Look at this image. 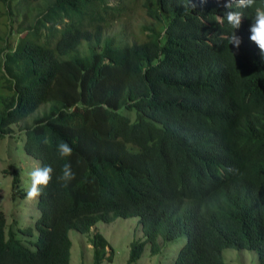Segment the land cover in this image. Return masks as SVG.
<instances>
[{"label":"trees","instance_id":"trees-1","mask_svg":"<svg viewBox=\"0 0 264 264\" xmlns=\"http://www.w3.org/2000/svg\"><path fill=\"white\" fill-rule=\"evenodd\" d=\"M1 1L8 29L19 17L14 44L0 45V136L17 122L25 152L54 172L33 225L17 227L27 240L0 208V264H68V228L116 215H137L142 228L129 260L146 241L157 251L159 233L182 232L166 264H228L227 245L254 248L264 264V56L250 40L264 0L231 9L244 14L239 48L215 21L225 0H39L30 18L33 0ZM135 8L150 18L142 37L109 28ZM60 142L71 157H59ZM90 242L96 260L108 241L95 229Z\"/></svg>","mask_w":264,"mask_h":264},{"label":"rangeland","instance_id":"rangeland-1","mask_svg":"<svg viewBox=\"0 0 264 264\" xmlns=\"http://www.w3.org/2000/svg\"><path fill=\"white\" fill-rule=\"evenodd\" d=\"M39 0H33L29 4V18L34 14V5ZM11 26L8 29L5 6L0 0V45L7 42L14 44L18 35L16 31L19 15H11ZM150 18L139 8H135L123 17L122 20L113 21L109 28L116 30L123 23L128 37H142L141 28ZM9 93L0 71V106L4 94ZM46 103H41L26 115V121L30 123L32 118L42 112ZM10 132L0 136V208L6 215V225L15 230V235L27 240V236L17 230V227L33 225L38 214L35 199L27 198V188L30 186L29 172L37 167V159L25 152L22 142L24 133L19 131L18 123L12 122ZM18 173V181L13 183L12 177ZM97 229L107 239L104 254L95 260L93 247L90 242L92 232ZM25 236V237H23ZM29 236V235H28ZM35 231L30 235L34 238ZM70 238L68 264H166L170 262L179 246L184 241L182 232L166 239L159 233L156 237L158 250L151 252L149 243L143 244L139 256L129 260L130 242L134 238L143 236L142 228L137 215H116L108 221L97 220L86 231H80L74 227L68 228ZM221 256L228 264H257L256 250L249 247L224 246Z\"/></svg>","mask_w":264,"mask_h":264},{"label":"clouds","instance_id":"clouds-1","mask_svg":"<svg viewBox=\"0 0 264 264\" xmlns=\"http://www.w3.org/2000/svg\"><path fill=\"white\" fill-rule=\"evenodd\" d=\"M256 0H225L224 7L228 9L223 16H216V22L223 26L225 20L228 25L231 26L234 31L230 32L227 36L223 37L227 40L228 44L234 45L236 48L240 47L241 38L236 35L237 29L242 25L244 14L241 11L231 10L235 5L236 8H252L255 6ZM195 6V5H193ZM253 23L250 26V40L253 41L259 48L260 53L264 56V8L255 7V15L252 18ZM45 145H50V138L45 137L43 140ZM73 148L67 142H60L57 145V153L60 158L71 157L73 155ZM54 169L51 165H45L43 167H35L29 172L30 186L27 188V198H38L43 188L48 187L53 179ZM62 174L57 177L59 181H62L64 186L75 179V173L72 170L70 163H65L61 169Z\"/></svg>","mask_w":264,"mask_h":264}]
</instances>
